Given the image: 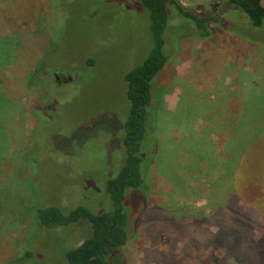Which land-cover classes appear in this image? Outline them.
<instances>
[{"label": "rangeland", "instance_id": "1", "mask_svg": "<svg viewBox=\"0 0 264 264\" xmlns=\"http://www.w3.org/2000/svg\"><path fill=\"white\" fill-rule=\"evenodd\" d=\"M178 1L219 13L227 0ZM16 4L22 14L30 11L29 4L36 5V24L50 38L40 66L43 78L21 93L10 83L9 67L0 70L5 104L0 107V155L7 157L0 158V264H68L65 249L88 236L89 224L41 229L34 209L56 205L63 212L77 206L111 210L103 181L109 164L118 169L123 162L118 140V125L128 109L123 77L152 46L150 18L134 0ZM227 17L222 13L221 18ZM229 19L228 31L199 38L189 34L191 25L170 18L167 60L152 81L146 131L154 136L149 132L142 147L143 188L126 191L124 206L137 230L121 251L108 256V264H213L207 262L212 255H224L221 247L209 245L200 257L192 248L180 259V225L206 240L214 238L219 228L209 218L214 207L210 184L217 170L210 165L216 155L227 158L225 135L241 111L240 100L248 96V111L264 109V26L250 28ZM90 55L95 63L88 66ZM72 75L77 77L74 82L68 80ZM208 112L222 131L201 128ZM221 115L225 120L219 123ZM261 196L260 187L250 182L242 187L240 205L246 210ZM262 221L254 229L256 236L263 232Z\"/></svg>", "mask_w": 264, "mask_h": 264}, {"label": "trees", "instance_id": "2", "mask_svg": "<svg viewBox=\"0 0 264 264\" xmlns=\"http://www.w3.org/2000/svg\"><path fill=\"white\" fill-rule=\"evenodd\" d=\"M17 1L0 0V70L9 67L10 83L17 93H21L22 88H27V85L38 82L39 76H44L45 70H40V66L44 61L42 57L46 53L50 34L45 28L39 29L36 24L37 19L33 13L36 5L29 4L27 11H30L22 14L17 10ZM134 1L149 13L152 46L143 61L129 69L123 77L128 102L124 119L118 125V131H121L118 140L123 162L118 169L109 164L111 167L107 168L103 181L104 193L109 198L111 210L93 212L85 206H77L63 212L56 205L36 206L34 209V220L36 219L35 222L41 229L49 230L79 222L89 224L88 236L78 245L65 249L64 257L68 264H108V256L114 251H121L122 246L135 236L137 226L132 224L129 212L124 206L126 191H139L143 188L142 147L149 132H152L146 131L152 81L163 71L167 60L164 45L172 15L180 23L191 25L189 34L199 38L210 37L216 30H227L225 25L229 18L236 22H245L250 28L264 26V3L261 0L222 1V12L219 13H207L197 7L182 5L178 0ZM222 13H227L229 18H221ZM85 63L91 66L95 63V58L90 55ZM50 71L59 72L54 69ZM76 78V75H72L71 79L74 82ZM16 81H20V85L17 86ZM22 85L25 87H21ZM247 100L248 96L240 100L241 111L226 132L227 140L223 149L227 155L226 160L222 161L216 155L215 163L210 165L217 170V174L210 184V197L214 207L209 218L219 229L214 238L206 240L201 237L203 235L189 233L185 225L181 224L180 259L188 257L187 252L192 248L197 250L200 257L210 245L213 249L221 247L224 255L222 258H217V255L210 258L207 256L209 263L230 264L228 258L231 257L239 264H264V227L259 236L254 232L264 219V109L261 107L248 111L244 105ZM3 105L5 104L0 97V107ZM35 111L36 108L33 113L37 114ZM203 116L201 128L206 131H222L217 121L215 122V115L210 113ZM1 117L2 111L0 126L3 120ZM37 117L39 119L38 114ZM223 120L225 115L220 116L219 123ZM155 141L153 143L156 149L158 142ZM4 157L6 156L0 155V158ZM222 182L223 188H219ZM250 182L260 187L262 196L256 205L243 210L240 205L242 187ZM16 256H8L6 259Z\"/></svg>", "mask_w": 264, "mask_h": 264}, {"label": "water", "instance_id": "3", "mask_svg": "<svg viewBox=\"0 0 264 264\" xmlns=\"http://www.w3.org/2000/svg\"><path fill=\"white\" fill-rule=\"evenodd\" d=\"M58 78V77H57ZM71 79V77H68V80H70Z\"/></svg>", "mask_w": 264, "mask_h": 264}, {"label": "flooded vegetation", "instance_id": "4", "mask_svg": "<svg viewBox=\"0 0 264 264\" xmlns=\"http://www.w3.org/2000/svg\"><path fill=\"white\" fill-rule=\"evenodd\" d=\"M58 76L56 75V78H57Z\"/></svg>", "mask_w": 264, "mask_h": 264}]
</instances>
